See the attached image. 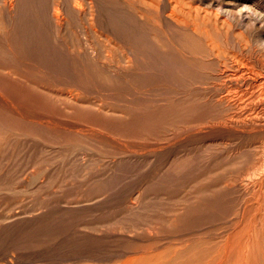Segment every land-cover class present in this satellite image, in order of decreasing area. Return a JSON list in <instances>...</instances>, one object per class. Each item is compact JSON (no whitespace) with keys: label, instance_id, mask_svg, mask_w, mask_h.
<instances>
[{"label":"rangeland","instance_id":"obj_1","mask_svg":"<svg viewBox=\"0 0 264 264\" xmlns=\"http://www.w3.org/2000/svg\"><path fill=\"white\" fill-rule=\"evenodd\" d=\"M255 83L264 0H0V264H216L264 165L217 99Z\"/></svg>","mask_w":264,"mask_h":264},{"label":"bare ground","instance_id":"obj_2","mask_svg":"<svg viewBox=\"0 0 264 264\" xmlns=\"http://www.w3.org/2000/svg\"><path fill=\"white\" fill-rule=\"evenodd\" d=\"M61 6V5H60ZM56 7V6H54ZM59 8V7H58ZM57 8V11H59ZM56 9V8H55ZM55 12H57L56 10H54ZM53 11V12H54ZM54 12V13H55ZM60 12V11H59ZM54 15V14H52ZM54 17H58V13H56V16L54 15ZM180 21V20H179ZM245 70L241 67L236 66V70L233 71L231 73H229L228 70H221L220 71V76L221 78H226V80H232V79H236V80H247L248 74L247 76H245ZM231 75V76H229ZM250 80H252V78H249ZM262 79V78H261ZM223 80V79H222ZM255 81V79H253ZM248 81V80H247ZM254 81H252L254 83ZM224 82V81H223ZM262 82V80H261ZM251 83V82H250ZM225 84V83H224ZM228 85V83H226ZM230 84V83H229ZM235 84V83H234ZM245 84V83H244ZM238 85V84H237ZM254 85V84H252ZM264 85V83H263ZM262 85V86H263ZM219 86V85H218ZM224 86V85H223ZM231 86L228 85L227 88ZM239 86V85H238ZM226 87V86H225ZM224 87V88H225ZM254 89L250 90L248 93H243L242 95H238L237 93L234 92H226V94L223 91V95H221L220 97H218L217 102H219L220 104H222V106L224 105L225 111L226 109L228 110V115L229 117H225L223 114H221L222 111L219 112V114L224 116V120H222L221 122H217L218 126L222 125V126H226V128L230 127V128H235V130H237V128L242 129H246V130H250L247 129V126L250 125H257L258 122L257 118L254 119V116L256 117L257 115L254 114V116L250 113L249 110H256V109H263L264 108V86L261 87L259 84L255 83V85L253 86ZM257 87V89H255ZM232 87H229V89L231 90ZM223 89V88H222ZM239 89V88H238ZM234 91V90H233ZM238 92V91H237ZM220 94V92H219ZM246 94V96H245ZM213 97V96H212ZM214 101V98H211ZM216 99V96H215ZM211 101V102H213ZM218 103V104H219ZM213 104V103H212ZM217 105V103H215ZM219 106V105H217ZM219 108V107H217ZM221 110V109H219ZM264 110V109H263ZM248 111L250 114H248ZM218 111L216 112L217 115ZM218 114V115H219ZM219 115V116H221ZM252 115V116H250ZM215 116V113H214ZM213 117V116H211ZM159 119V118H158ZM211 119V118H210ZM214 119V118H212ZM160 120V119H159ZM208 123L211 124V120ZM221 120V119H219ZM214 121V120H212ZM217 121V120H216ZM193 122V121H192ZM215 122V121H214ZM264 122V121H263ZM161 123V122H160ZM206 123V122H205ZM213 123V122H212ZM155 124V123H154ZM197 124V123H196ZM213 124H216L213 123ZM212 124V127H213ZM216 124V125H217ZM220 124V125H219ZM190 125V124H189ZM192 125V124H191ZM195 125V123H194ZM204 125V124H203ZM208 125V124H207ZM207 125H205V127H208ZM187 126V125H186ZM199 126V125H198ZM202 126V125H200ZM211 126V125H210ZM209 126V127H210ZM215 126V125H214ZM260 126V125H259ZM158 127V126H157ZM197 127V125H196ZM204 127V126H203ZM258 127V126H257ZM256 127V128H257ZM173 129H175L174 127H172ZM178 128V127H177ZM182 128V126H181ZM198 128V127H197ZM195 128V129H197ZM200 128V127H199ZM223 128V127H222ZM250 128V127H248ZM255 128V127H254ZM253 128V129H254ZM194 129V131H195ZM202 129V127L200 128ZM220 129V128H219ZM184 130V129H183ZM198 130V129H197ZM205 130V128L203 129V131ZM234 130V129H232ZM234 130V131H235ZM259 130V129H258ZM193 131V130H192ZM199 131V130H198ZM197 131V132H198ZM208 131V130H207ZM233 131V134H234ZM196 132V131H195ZM201 132V131H200ZM206 132V131H205ZM219 132V131H218ZM225 132V131H224ZM243 132H247V131H243ZM254 132V131H253ZM169 133V132H168ZM190 134V132H187ZM229 133V130H228ZM156 134V133H155ZM178 134V133H176ZM174 135V134H173ZM188 135V134H187ZM194 135V134H193ZM246 135V134H245ZM183 136V134H182ZM191 136V134H190ZM158 137V136H157ZM180 137V136H179ZM179 137H177L179 139ZM160 138V137H159ZM184 138H186L184 136ZM188 138V137H187ZM164 139V137H163ZM183 139V138H180ZM160 140V139H159ZM168 140V139H167ZM177 140V139H176ZM185 140V139H184ZM178 141V140H177ZM175 141V143L177 142ZM225 141V140H223ZM159 142V141H158ZM182 142V141H181ZM222 142V141H221ZM166 143V142H165ZM179 143V142H178ZM178 143H176L178 145ZM208 143V142H207ZM227 142L225 141V144ZM122 144V143H120ZM180 144V143H179ZM175 145V144H174ZM161 146V145H160ZM159 146V148L161 149V147ZM164 147V145H162ZM179 146V145H178ZM205 146V145H204ZM154 147V146H153ZM167 147V146H166ZM165 147V148H166ZM174 147V146H172ZM158 148V149H159ZM164 148V150H165ZM176 148V147H175ZM178 148V147H177ZM199 148V147H198ZM156 149V148H155ZM163 149V148H162ZM257 149V148H256ZM261 151H254V159L255 162L259 163L261 158H264V148H260ZM157 150V149H156ZM153 151V150H152ZM238 151V150H237ZM242 151V150H241ZM153 153V152H152ZM156 153V152H155ZM223 153V152H222ZM186 154V153H185ZM235 155V154H234ZM239 155V152H238ZM153 156V155H152ZM233 156V155H232ZM174 157V156H173ZM227 157V156H226ZM215 158V157H214ZM223 158V157H222ZM175 159V158H174ZM173 160V159H171ZM217 161V160H216ZM215 161V162H216ZM221 161V160H220ZM226 161V160H225ZM175 162V161H172ZM228 162V161H227ZM232 162V161H231ZM263 162V161H262ZM217 163V162H216ZM233 163V162H232ZM231 163V164H232ZM218 164V163H217ZM216 164V165H217ZM228 164V163H227ZM264 164V163H263ZM223 165V164H222ZM221 165V166H222ZM256 165V163H255ZM260 165V163H259ZM262 165V163H261ZM254 167V166H252ZM257 168V166H255ZM176 168V167H175ZM209 168V167H208ZM174 169V168H173ZM252 169V168H250ZM254 170V169H253ZM253 170H249L253 173ZM257 170L253 175L251 176L250 174V180H245V182H243L242 177H244L242 175L241 180L239 183H237L238 187L241 189V195L245 196L244 199V207L242 206V211H241V224L236 228L233 229L232 231H230L229 228L227 234L225 235V237L222 240V245L220 247V249L215 250L212 253H203V254H192L193 257H189L190 259H197L199 257H203V255L209 256V259H214L217 260L216 264H264V190L262 189V184L264 181V165L260 166L259 168L255 169ZM230 172V171H229ZM200 173L199 171H197L196 174ZM240 172V176H241ZM245 173V172H244ZM237 174V173H236ZM182 175V174H181ZM248 175V172H247ZM257 175V176H256ZM240 176H238L240 178ZM246 176V175H245ZM182 177V176H181ZM191 177V176H190ZM218 176H215V178ZM192 178H193V174H192ZM214 178V177H213ZM235 178V177H234ZM247 178V177H244ZM186 181V180H185ZM157 182V181H156ZM195 183V182H194ZM181 185V183H180ZM222 185V184H221ZM227 187H234L235 185L232 183H228L226 184ZM219 186V185H218ZM223 186V185H222ZM197 187H199L197 185ZM217 187V186H216ZM235 189V188H234ZM190 190V187H189ZM186 191V190H185ZM199 193V192H197ZM237 194V193H236ZM191 195V194H190ZM238 195V194H237ZM240 195V196H241ZM221 196V195H220ZM242 196V197H244ZM231 197V196H230ZM204 198V197H203ZM235 198V197H234ZM233 198V199H234ZM219 199V198H218ZM236 199V198H235ZM243 199V198H242ZM242 199H240V201H242ZM200 200V199H199ZM132 201V200H131ZM186 201V200H185ZM235 201V200H234ZM205 203V202H203ZM243 204V203H242ZM238 205V204H237ZM200 206V205H199ZM201 207V206H200ZM241 208V207H240ZM238 209V208H237ZM204 210V209H203ZM213 210V209H212ZM196 217V216H195ZM232 217V216H231ZM156 218V217H155ZM239 218V216H238ZM157 219V218H156ZM209 220V219H208ZM207 220V221H208ZM205 221V220H204ZM184 222V221H183ZM240 222V221H239ZM256 222V223H255ZM147 223V222H146ZM211 223V222H210ZM238 223V222H237ZM252 224V225H251ZM261 225V229H256V225ZM150 227V226H149ZM99 228V227H98ZM148 231V230H147ZM154 231V228H153ZM225 231V230H224ZM227 231V230H226ZM225 231V232H226ZM230 231V232H229ZM127 236V235H126ZM197 238V237H196ZM199 238V236H198ZM197 238V239H198ZM202 238V237H201ZM161 239V238H160ZM133 241V240H132ZM184 241V240H182ZM182 241H178L182 242ZM172 244V243H171ZM176 244V243H175ZM178 248V246H177ZM154 249V248H153ZM156 249V248H155ZM154 249V250H155ZM132 250V249H131ZM157 250V249H156ZM135 251V250H134ZM141 251V250H140ZM122 252H124L122 250ZM129 252V251H128ZM127 252V253H128ZM133 252V251H132ZM149 252V251H148ZM147 252V253H148ZM140 253V252H138ZM136 253V255L138 254ZM144 253V252H143ZM130 255V254H129ZM131 256V255H130ZM171 256V255H170ZM189 256V255H188ZM117 257V256H116ZM119 257H122L121 255ZM62 259V258H61ZM112 260V258H110ZM63 260V259H62ZM152 262L150 261L147 264H151ZM118 264V263H117ZM119 264H138L137 262V258L135 257H126L123 260H121V262Z\"/></svg>","mask_w":264,"mask_h":264}]
</instances>
